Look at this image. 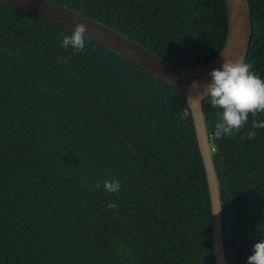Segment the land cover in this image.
I'll return each mask as SVG.
<instances>
[{
	"label": "trees",
	"instance_id": "trees-1",
	"mask_svg": "<svg viewBox=\"0 0 264 264\" xmlns=\"http://www.w3.org/2000/svg\"><path fill=\"white\" fill-rule=\"evenodd\" d=\"M51 1L180 67L213 60L228 36L227 0ZM248 2L245 62L264 79V0ZM73 30L0 0V264H217L187 97L88 36L78 54L61 47ZM203 111L227 262L246 264L264 239V128L252 127L264 113L217 139L208 98Z\"/></svg>",
	"mask_w": 264,
	"mask_h": 264
},
{
	"label": "water",
	"instance_id": "water-1",
	"mask_svg": "<svg viewBox=\"0 0 264 264\" xmlns=\"http://www.w3.org/2000/svg\"><path fill=\"white\" fill-rule=\"evenodd\" d=\"M1 1L22 7L72 29L79 22L85 23L87 25L86 36L122 54L156 76L166 80L187 97L206 170L211 198L213 250L217 264H228L224 246L223 202L220 194V181L213 159V145L203 111V100L207 97H201L200 92L203 91L205 84L211 82L209 73L213 69L221 67L225 57L233 60L243 57L245 61L252 38L251 12L248 0H227L229 30L226 43L220 53L209 62L185 67H180L167 61L136 40L68 6L51 0ZM194 81L199 82V89L191 87ZM216 206L220 209L218 213H214Z\"/></svg>",
	"mask_w": 264,
	"mask_h": 264
},
{
	"label": "clouds",
	"instance_id": "clouds-1",
	"mask_svg": "<svg viewBox=\"0 0 264 264\" xmlns=\"http://www.w3.org/2000/svg\"><path fill=\"white\" fill-rule=\"evenodd\" d=\"M87 25L83 22L76 24L70 35H64L61 47L74 49V53L82 52L86 46L85 36ZM66 62V61H65ZM211 82L203 86L201 97L210 100L212 108L217 109L218 121L214 126V134L217 139L225 136L236 135L248 122L249 115L256 117L264 113V79L252 70V65L246 63L243 57L231 59L225 57L221 67L213 69L209 73ZM192 88L199 89V82H193ZM253 128H264V120H252ZM255 131H249L241 139H254ZM104 189L109 193L119 192L121 183L118 180L103 182ZM95 189H100L101 183L97 181ZM107 208H117L118 205L110 202ZM216 206L215 212L218 213ZM246 264H264V239L253 245V253L248 257Z\"/></svg>",
	"mask_w": 264,
	"mask_h": 264
}]
</instances>
